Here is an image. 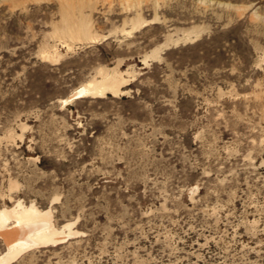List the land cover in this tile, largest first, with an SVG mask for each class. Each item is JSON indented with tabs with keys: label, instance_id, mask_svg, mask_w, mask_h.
Listing matches in <instances>:
<instances>
[{
	"label": "rangeland",
	"instance_id": "374dc122",
	"mask_svg": "<svg viewBox=\"0 0 264 264\" xmlns=\"http://www.w3.org/2000/svg\"><path fill=\"white\" fill-rule=\"evenodd\" d=\"M20 203L64 240L13 264H264V0H0Z\"/></svg>",
	"mask_w": 264,
	"mask_h": 264
},
{
	"label": "bare ground",
	"instance_id": "6f19581e",
	"mask_svg": "<svg viewBox=\"0 0 264 264\" xmlns=\"http://www.w3.org/2000/svg\"><path fill=\"white\" fill-rule=\"evenodd\" d=\"M85 33L83 30L78 32L80 35ZM117 91L116 81L103 76L101 81L89 82L80 92L64 100V104L88 95ZM52 219L51 211H41L34 205L26 207L20 203L12 209L0 210V235L6 243V251L0 254V264H13L24 252L62 243L64 237ZM73 233L75 231L70 230L69 236Z\"/></svg>",
	"mask_w": 264,
	"mask_h": 264
}]
</instances>
